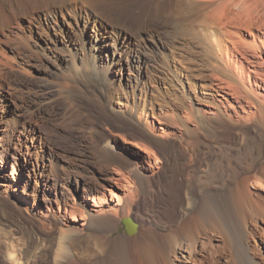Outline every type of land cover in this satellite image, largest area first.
Listing matches in <instances>:
<instances>
[{
	"label": "bare ground",
	"instance_id": "1",
	"mask_svg": "<svg viewBox=\"0 0 264 264\" xmlns=\"http://www.w3.org/2000/svg\"><path fill=\"white\" fill-rule=\"evenodd\" d=\"M116 1L120 0H0V100L5 97L1 89L9 94L2 74L16 72L31 80L32 64L44 63L48 73L35 89L38 105L54 102L52 114L62 113L59 117L64 119L78 117L82 108L76 101H65L64 90L76 89V81L89 70L92 75L87 89L98 90L92 98L105 117L110 115L105 125L113 123L109 129L97 130V135L107 138L97 149L100 159L83 150L79 153L81 161L98 162L105 168L99 181L72 173L58 180L55 175L54 187L46 189V168H29L41 139L33 134H26L25 140L12 138L0 109V185L8 193H24L18 187L26 190L34 180L31 199L19 196L17 200L31 209L28 218L42 216L55 229L50 236L49 231L41 230L43 220L24 223L9 211L8 200L0 198V264H264V195L259 192L264 186V157L250 172L237 173L234 183L217 188L209 183L211 165L187 160L189 150L184 147L196 146L193 141H198L184 120L193 121L195 131L208 140L218 139L226 122L238 127L234 131L241 143L250 123L259 120L262 127L255 126V130L264 129V96L258 91L264 90V32H253L264 30L263 0H124L131 7L121 9L120 15L112 11ZM228 4L241 7L248 16L249 37L244 38L241 31L246 26L220 29ZM189 35L205 51L209 61L204 60L213 70L215 82L205 86L208 92L199 94L198 104L186 94L188 111L183 115L164 110L166 106L159 108V120L180 122L184 133L155 130L146 108L135 103L130 106L128 101L139 93L168 102L167 95H157L159 90L151 84L164 82L169 75L180 84L188 72L186 62L192 58L189 55V60L180 47ZM212 91L219 98L215 99ZM110 93L121 94L125 102L112 104ZM242 100L246 106L240 105ZM14 105L20 117L16 100ZM106 129L109 133L105 136ZM127 131L129 139L120 134ZM135 134L145 143L136 141ZM185 135L190 136L189 142ZM112 138L123 141L120 149L127 158L117 152ZM11 147L16 153H11ZM55 151V156L60 154ZM162 173L167 201L162 211L152 212L141 202L151 198L154 181L160 180ZM199 173L209 181H200ZM58 181H64L61 187H56ZM66 185L72 186L78 197H72L71 205ZM45 198L46 203L53 199L62 211L55 214L48 208V213H41ZM120 228L123 233L111 236ZM82 239L88 245L77 257L75 248Z\"/></svg>",
	"mask_w": 264,
	"mask_h": 264
},
{
	"label": "rangeland",
	"instance_id": "2",
	"mask_svg": "<svg viewBox=\"0 0 264 264\" xmlns=\"http://www.w3.org/2000/svg\"><path fill=\"white\" fill-rule=\"evenodd\" d=\"M225 1H227V0H225ZM225 1L221 2V3H226ZM116 2L117 3L112 5V8H113L112 11L114 14L120 15L121 12L119 14V11L121 9H123L125 7H127V8L131 7V3L127 4L124 0L123 1L120 0L119 2L118 1H116ZM263 2H264V0L261 3L263 4ZM255 3L256 2H254V4ZM241 9H242L241 7L240 8L235 7V6L233 7V5L228 4V8H227V11L225 14L226 19L224 18L222 21H220V22H222V24L219 25V27H220V29H222L224 31L227 29H228L227 31H230V29L234 26V24L240 25L242 27L246 26L245 30H241L242 34L244 35V38H245V37H249L248 31H246V28L248 27L247 26L248 25V18H247L248 16H245V14L243 12L244 10L243 9L241 10ZM258 10L260 12L262 11V9L260 7H258ZM255 17H257L256 13H255ZM253 32H254V34L262 35V32H264V30L256 29V30H253ZM190 36L191 35H189L188 38L186 36V40L182 41L183 44L180 46L182 49V53L186 57H188L189 60H190V56L192 57L190 61L193 64H191V62L188 60H187L188 62H186L187 66H188V72H187V70L184 72V74L187 72V74H185L186 78L185 77L182 78L180 80V84H179L175 80H173L172 75H169L168 79H166L164 81L165 83L160 81V82H154V85L151 84L152 89H156V90L158 89L159 90V92L156 93L157 95H159V94L167 95L166 96L167 100L166 99L165 100L168 102L167 103L162 102L164 104V106H162L161 101H157L156 97L154 99V97H152L151 95H147V96L140 95L139 96V93H136L133 96L134 99H131V100L129 99V101H128V104L130 106L132 105V103H135L139 106H143L146 108L145 114L150 117L151 121H153V124H154L153 128L155 130L161 128V129L167 130V132L173 131L175 133L176 132L180 133L181 130H183L182 132L184 133L185 132L184 128H183V126H180L181 125L180 122H172V121H165V120H164V122L162 120L160 121L159 116L161 117V115H160L159 108L161 107L164 109L166 106V109H164V110H169V112L170 111L174 112L178 116H180V114L183 115L185 111H188V106H187L188 101L186 100V94L191 97L192 101L194 100V103L198 104L197 102H200V95L202 94V92H204V93L208 92L206 87L210 83L215 82L216 76L214 75L213 70L211 72V67L208 66L209 63L207 61H209V60H208V58H206L207 56L205 54V51H203L202 48H199L200 46H199L198 40L197 39L195 40V38L193 36H191L192 38ZM67 45L70 46L68 43H67ZM183 45H185V46H183ZM182 47H184V48H182ZM194 57H196V59H194ZM204 58L207 61L204 60ZM193 60L196 64L193 62ZM37 65L32 64V67H30V72L33 76L32 78L33 79L35 78L34 79L35 81L31 77H30L31 78V80H30L29 77H27L26 75L16 73V72L15 73L14 72L7 73V75L2 74V76H1L2 79L4 81H6V84L4 82L5 89H7L8 93H9L7 95V93L4 92L3 89H1L2 93L3 94L5 93V97H3L4 99L0 100V109L5 114L4 117L2 118V120H3V122H5V124H7L5 126L8 128L9 133L12 136V138H15V137L24 138L26 136V134L29 135V137H30L33 134V135H36V137H39L41 139L39 141L40 147L34 152V156L32 158L30 157V159H29V162H30L29 168H31L32 165H37V167L40 166V167L46 168L45 173L48 175L47 176L48 177L47 178L48 179L47 184L44 186L46 189H50V188L54 187V185H53L54 182L52 181V179H54L55 175L60 177L58 180L63 179L64 176L68 177L72 173V174H77V175L80 174L81 176L85 175L84 177L87 180H91V181H95V182L99 181V178H101L102 174L105 173L104 171H106V170H104L105 168H101L98 165V162H94V161L91 162L89 160L81 161V159H79L81 156V154H79V153L82 150L85 151L87 154H90L91 155V156L89 155L90 157L95 156L93 158L97 159V157H98V159H100L99 155L97 154V149L103 145V143L105 142V140L107 138L103 137L102 135H97L96 133H97V130L100 131V129L102 127H105V128L108 127V129H109L110 124L112 123V122L107 123L109 126L105 125L106 124L105 118L111 119L109 117L110 115L105 117V115L103 113H101L102 111L100 112V110L98 108L99 105H97L96 102L94 101V99L92 98V96L97 95L98 90H97V92L93 93L90 89L89 90L87 89L89 86L88 80L91 79L90 76L92 74H90L89 70H85V72L82 73V76L79 78V81L78 80L76 81V82H78V83H76L78 87L73 86L76 89L66 88L68 90H66V89L64 90V96L65 95L67 96V97L65 96L66 99L63 96L64 100L67 101V99H69L68 102L70 101L72 103H74V101H76L74 104L79 105V107L82 108L81 109L82 112L79 113L80 116L76 117L73 115L70 118L64 119L62 117L63 116L62 113H58V115H56V114H52L50 112L52 106L54 105V102L44 103V104L38 105V103H39L38 97H37L38 94L36 95L35 89L40 84L38 82L44 81L43 77L47 75L48 71L45 69L44 63H43V66L40 65L41 67L39 65L38 66ZM203 65H204V67H203ZM49 70L52 71V69H49ZM211 74H213V76ZM171 80H172V82H171ZM139 81H140V79H139ZM257 81L259 82V80H257ZM7 83L8 84L11 83L9 86H11L12 90L10 88H8ZM142 83H143V80H142ZM145 83H147V81ZM102 90H104V89H102ZM70 91H72L71 94H69ZM258 91L261 93V95L263 94V96H264V92H263L264 90L258 89ZM91 94H94V95H91ZM174 94H176V95H174ZM212 94L214 95L215 99L219 98L217 96L216 92L212 91ZM9 95H13V96H9ZM70 95H71V97H70ZM121 96H122L121 94L110 93V101L112 102V104H116L118 102L119 103L125 102V100H123L124 97L123 96L121 97ZM168 96H170V98ZM175 96H177V98ZM173 98L176 99L177 102L175 100L173 102H171L173 100ZM179 99L182 102L185 101L186 104L185 105L183 104V105L187 109L183 105H180ZM15 100H16V105L19 107V110H20L19 112L23 113V115L21 113L20 117L16 115L15 105H14ZM242 101H240V105L246 106L245 101H243V102ZM158 103H160V105ZM232 105H234V107L240 106L239 104H235V103H232ZM238 110H239V108H238ZM230 111H232V110H230ZM59 115H62V116L59 117ZM97 115H99V116H97ZM136 118L138 119V117L135 115L134 120H137ZM72 119H74V120H72ZM98 121H100L99 123L101 125L98 123ZM160 122H163V123L160 124ZM258 122H259V120H258ZM258 122L256 121V122L250 123L249 124L250 127L247 125L248 129L244 131L245 132V141H243V143H241L238 139L239 137H237V135H235V131H234V129L238 128V127H236L231 122L230 123L226 122L227 124L225 123L222 126L223 128H221L219 130L220 131L218 133V135H219L218 139L219 140L216 138L213 140H208V139H205V135L202 134L201 132H199L197 129L195 131L196 124H194L193 121L188 122V121L184 120L185 126L188 127V129H191L194 132H196V133H193V135L194 136L196 135L198 137L197 142L193 141V144L195 143L196 146L191 147V146H187L184 144L185 145L184 147H186V150H189V151H186L187 152L186 159L187 160H194L195 162H198L201 165L206 164V162L209 163V165H211V170H210V177L211 178L209 179L210 181L204 179L207 176L203 175L202 173H199L198 179L200 181H202V180L203 181L204 180L209 181V183L211 185H214L213 187L222 188L223 184L225 186V184H227V183H230V182L234 183L236 181L235 175L237 173H240V174L244 173L245 174V173L250 172L252 170V168L259 161H261L262 158L264 157V129L255 130V128H254L255 126L257 128L262 127L260 124H258ZM72 123H74V124H72ZM24 126H26V127H24ZM91 126H93V128ZM181 127L183 129H181ZM193 127H195V128H193ZM108 129H106L103 132L104 133L103 135L106 136L109 133ZM127 130L129 132H132V133L135 132L134 130L132 131L131 129H127ZM128 131L125 133L121 132L120 134H123V135L125 134V138L129 139L130 136H129ZM116 132H117V130H116ZM248 132H249V134H248ZM113 133H115V131H113ZM132 137L133 138L135 137L134 138L135 140L138 139L139 141L138 140H136V141H138L140 143L142 142V144L145 143V142H143L144 139L137 136V134H135V136H132ZM185 137H186L185 142H189L190 136L188 138V135H185ZM221 137L223 139H221ZM140 138H141V140H140ZM24 140H25V138H24ZM111 143L113 144V146L115 145L114 148L117 149V152L119 154H121L122 157L127 158V153H125L123 150L120 149V146L123 145V141H121L120 138H114V139L112 138ZM184 147H183V150H184ZM194 148L196 150H193ZM10 151H11V153H16L15 149L13 147H11ZM54 151H55V153H60L61 155L56 154V156H55ZM76 151H78V152H76ZM189 152L192 155H190ZM194 152H195V154H194ZM59 155L64 156V159H63V157H60ZM9 157L11 159V156H9ZM25 162H28V161H25ZM8 172L9 171H7V169H6L5 173H8ZM77 172H79V173H77ZM23 173L24 172L22 171V175H23ZM40 173L41 172H39V174ZM163 176H164V174L162 173L160 175V180L158 179L159 182L156 181L157 179L154 181L153 187L155 186V189H154V192H152V194H151V198L148 197V198L142 200V202H141L144 207H148L149 209H153L152 212L159 211V210L162 211V209L164 208L165 203L167 201L166 200L167 195H166V191L164 188V187H166L165 186L166 184L164 181L165 177H163ZM201 177H203V178H201ZM41 179H43V177ZM62 182L64 183V181H62ZM62 182L59 184V181H58V183L56 184V187H61L60 185H63ZM41 183L42 182H40L39 185H41ZM44 183L45 182H43V184ZM35 184L36 183L33 180L30 188L26 189L27 191L24 190V188L22 186L18 187L19 190H22L24 193H22V192L18 193V192H16L17 190L16 191L12 190L14 192L10 191L8 193V192H5L4 186L0 185V198L3 200L4 199L8 200L7 205H8L9 211H11L13 216L21 218V220L28 225L31 224L34 221V219H36L37 222L39 220L42 221L43 217L42 216H35L32 218H28L27 215L29 214L31 209L27 208L25 205H22L19 202V200H17V197L23 196V198H24V196L25 197L28 196L31 199V195L34 194L33 191L36 187ZM65 187L67 188V190H64V191L66 192L67 196L70 198L69 205H71V203H72L71 199L73 196H75V193L72 189V186L67 187V185H66ZM158 188H161V189H158ZM259 192L262 195H264V186H262V188L259 189ZM106 194H107V197L109 199L110 198L109 194L107 192H106ZM164 196H166V197H164ZM89 197L90 196H84V199H89ZM75 199L77 200L78 197L75 196ZM46 201H47V198H45V203H42V206L40 209L43 212H41V213H43V214L48 213L47 212L48 208H50V211H52L55 214L58 213V210L62 211L61 209H58L57 204L53 201V199L51 201H49L48 203H46ZM24 203L25 202H23V204ZM88 203H91V202H89V200H88ZM110 203L114 204V202H110ZM47 220L44 219L42 221V223L45 222V224H42L43 227L42 226H40V227H41V230L44 231L45 233H47L49 231L47 233V235L51 236V234L54 233L55 229L52 226H49ZM121 233H123L122 228L118 229L117 231H114L111 234V236H117ZM82 240H81L82 242H80V244L75 248V251H76L75 253L77 254V257H80L82 255L81 252H83V250L88 245V243L85 239H82ZM45 242H46V240H45ZM80 247L82 249H80ZM262 249H263V254H264V246L263 245H262Z\"/></svg>",
	"mask_w": 264,
	"mask_h": 264
},
{
	"label": "water",
	"instance_id": "3",
	"mask_svg": "<svg viewBox=\"0 0 264 264\" xmlns=\"http://www.w3.org/2000/svg\"><path fill=\"white\" fill-rule=\"evenodd\" d=\"M125 222L130 225L131 227H133V225L131 224V221L130 220H125Z\"/></svg>",
	"mask_w": 264,
	"mask_h": 264
}]
</instances>
